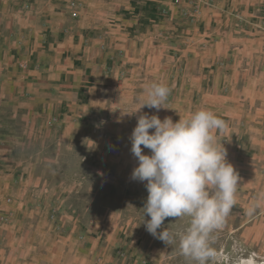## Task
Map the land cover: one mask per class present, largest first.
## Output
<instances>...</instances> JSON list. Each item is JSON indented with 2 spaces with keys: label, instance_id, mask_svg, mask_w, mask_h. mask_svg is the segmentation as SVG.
<instances>
[{
  "label": "rangeland",
  "instance_id": "rangeland-1",
  "mask_svg": "<svg viewBox=\"0 0 264 264\" xmlns=\"http://www.w3.org/2000/svg\"><path fill=\"white\" fill-rule=\"evenodd\" d=\"M114 1L122 7L130 2ZM188 1L162 0L158 14H148L147 23L159 25L151 35L170 37L159 46L161 84L171 90L166 109L144 107L127 115L141 103L145 87L137 76L129 90L118 80L122 76L110 80L104 72L95 84L94 107L71 122L50 124L34 119L29 101L49 92L43 80L53 74L54 60L30 53L26 36L35 15L44 18L36 7L64 0H0V249L10 247L4 264H70L78 247H94V255L84 256L92 264H196L180 248L189 218L164 221L163 229L175 237L171 244L146 230V182L131 178L137 159L129 137L141 113L175 122L197 110H210L225 122L216 139L240 177L237 202L212 234L215 256L207 264H236L251 256L264 260V0H190L194 17L187 19ZM134 5L139 4L131 0ZM129 12L122 8L115 14H138ZM154 47L136 45L134 53ZM46 51L55 54L48 46ZM89 80L84 87L94 86V75ZM34 149L42 163L37 172L31 168ZM35 176L47 195L43 201L33 197ZM254 203L258 207L249 215Z\"/></svg>",
  "mask_w": 264,
  "mask_h": 264
},
{
  "label": "crops",
  "instance_id": "crops-1",
  "mask_svg": "<svg viewBox=\"0 0 264 264\" xmlns=\"http://www.w3.org/2000/svg\"><path fill=\"white\" fill-rule=\"evenodd\" d=\"M70 1L64 0L60 4H50L42 8L36 7L34 11H41L44 18L41 19V15H35L34 23L29 26L31 31L26 36V43L33 45L30 53L35 51L39 58L54 60L49 69L53 74L48 79L45 78L47 80H43L44 84L49 85V92H47L48 89L43 90L45 95L38 93L29 101V108L32 110L34 119L46 118L50 124L71 122L81 116L86 107H94L95 92L98 88L95 84L103 81L101 76L104 72L110 76V80H113L114 76H122L118 80L122 79L123 85H126L129 90L132 80L137 76H139L138 84L143 87L151 83L161 84L163 55L160 53L159 46L165 42L164 40H170L168 36L158 34L152 36L151 29L155 27L157 32L159 25L153 24L151 27L147 23L148 14L153 11L158 14V2L161 3L162 0H153L155 3L148 0H135L139 5L133 7L130 6L131 0L129 5L124 7L114 0H72V5L77 7H75V16L70 14L72 10L69 6ZM146 6L150 7L146 8ZM54 7L58 9L55 10ZM191 7L189 0L183 8V12L186 13L184 18L194 17L193 14H189ZM122 8L130 9V12L138 14L127 17L125 14L116 15L115 12ZM116 17L121 19L120 22H114ZM140 27H143L142 32H137V35L134 34L131 37V31H139ZM123 43L125 48L120 47ZM140 44L155 45L154 51L134 53V47ZM47 46L52 53H55L54 55H47ZM147 48L151 49V46ZM119 50L122 52L120 53ZM191 56L196 55L188 54L187 58L191 59ZM56 60L59 61L56 63ZM55 64L56 67H54ZM75 66L77 68L71 70ZM97 70L101 72L96 74ZM92 75H94V86L84 87L85 83H91L89 79ZM95 77H99V81ZM143 92L145 93L144 90ZM38 138H41L40 134L34 137L35 140ZM38 152L37 149L33 150L35 159L31 168L34 172L41 169L42 163L39 162ZM15 165L18 166V161H15ZM34 178L33 197L43 201L47 195L43 193V185L41 186L38 176ZM8 251L10 247L0 249L2 253L0 264L8 263L5 255ZM76 251L78 254H75L70 264L93 263L91 260H85L84 256L87 258L89 254L94 255V247H78Z\"/></svg>",
  "mask_w": 264,
  "mask_h": 264
},
{
  "label": "clouds",
  "instance_id": "clouds-1",
  "mask_svg": "<svg viewBox=\"0 0 264 264\" xmlns=\"http://www.w3.org/2000/svg\"><path fill=\"white\" fill-rule=\"evenodd\" d=\"M170 91L164 84L146 85L139 106L126 114L135 115L144 107L166 109ZM225 127V122L210 110H197L175 122L171 117L161 120L157 115L141 113L129 137L131 153L137 159L131 178L146 182L147 197L142 208L143 216L150 217L144 221L146 230L171 244L175 237L163 229L164 221L189 218L190 226L180 237V248L196 264H207L215 256L210 246L212 234L223 227L237 202L240 177L215 135ZM256 207L257 203L251 205L248 214Z\"/></svg>",
  "mask_w": 264,
  "mask_h": 264
},
{
  "label": "bare ground",
  "instance_id": "bare-ground-1",
  "mask_svg": "<svg viewBox=\"0 0 264 264\" xmlns=\"http://www.w3.org/2000/svg\"><path fill=\"white\" fill-rule=\"evenodd\" d=\"M236 264H264V260H256L253 256L251 257H244Z\"/></svg>",
  "mask_w": 264,
  "mask_h": 264
}]
</instances>
